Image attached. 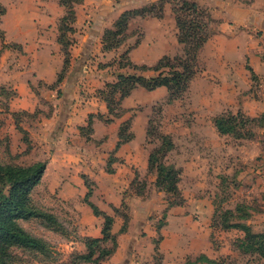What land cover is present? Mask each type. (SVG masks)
<instances>
[{"label": "rangeland", "instance_id": "374dc122", "mask_svg": "<svg viewBox=\"0 0 264 264\" xmlns=\"http://www.w3.org/2000/svg\"><path fill=\"white\" fill-rule=\"evenodd\" d=\"M160 1L163 0H112L101 11L120 13L111 23L110 28H113L123 12L149 8L156 13ZM189 1L197 2L206 11L210 31L212 35L216 33L219 19L213 10L220 4L215 0ZM235 1L243 8L248 4L264 7V0ZM181 3L182 0H165L161 18L153 15L132 18L127 39L121 46L108 51L103 47L94 48L89 62L81 64H77V52L86 54V50L76 45L79 41L76 20V31L64 36L65 42L70 43L71 53L67 85L55 86V82L47 84L43 80L31 82L35 95L30 110L12 111L13 91L0 87L3 108L0 111V161L19 165L47 161L45 175L34 189L32 200L40 210L57 217L55 227L40 218L20 220V224L33 236L43 239L48 248L43 253L15 247L12 249L14 264H72L76 254L87 251L88 238L100 237L104 224V218L96 216L85 201L88 186L93 188L90 199L115 217L114 231L118 233L116 251L102 264H189L200 254L215 259L217 264H264L258 253L242 250L243 231L225 229L221 225L224 211L243 203L252 215L246 222L254 232H264V133L261 130L264 111L254 106L251 109H258L256 116L242 111L250 119L248 126L240 129L244 137L221 134L214 125V118L225 108L214 103L213 97L206 98L208 102L204 98L202 50L195 78L172 104L167 102L166 87L153 91L139 87L122 100V111H117L121 112L120 116H114L100 94L107 84L118 80L119 74L157 75L152 70L123 66L128 58L139 65L154 66L162 56L185 57L174 12ZM1 23L2 20L0 33L3 31ZM92 24L93 20L84 21L86 28H91ZM3 33V44L15 43L6 42ZM48 36L49 40L55 39V30ZM19 46L9 49L22 52L23 47ZM146 52L152 62L144 61ZM36 58L31 55V64ZM246 92L244 100L264 102V85L259 79H254ZM73 105L76 106V122L82 123L78 124L79 132H65L62 124L66 120H60L54 132L45 136V120L57 109ZM92 114V125H89ZM108 118L113 121L106 122ZM127 121L131 127L125 133H132L133 138L115 151L118 133ZM17 122L21 128L17 127ZM81 126L85 127L84 134ZM161 134L169 135L175 143L174 148L161 157L181 170L178 193L159 188L156 171L148 167L149 155L161 145ZM113 155L118 158L111 161L110 168H114L111 173L107 165ZM126 215L127 230L120 233ZM104 245L110 247L111 243Z\"/></svg>", "mask_w": 264, "mask_h": 264}, {"label": "trees", "instance_id": "16d2710c", "mask_svg": "<svg viewBox=\"0 0 264 264\" xmlns=\"http://www.w3.org/2000/svg\"><path fill=\"white\" fill-rule=\"evenodd\" d=\"M61 6L65 8V14L60 18L58 29V42L62 46L64 52V65L61 72L58 73L57 80L54 85H60L66 78L67 70L71 64V53L69 50V41L65 42L64 36L68 33L76 31L74 24L77 20L76 7L84 2V0H59ZM165 0L160 1L158 12L154 13L152 9L141 8L132 9L123 12L118 20L114 23L113 28L106 29L103 35V49L105 51L116 49L121 46L127 39V29L129 21L137 16L153 15L157 18L163 17V6ZM178 27V40L184 45L185 57L170 58L162 56L157 60L154 66L147 64H136L129 58L123 66L133 68L135 70L155 71L157 75L148 76L144 73L119 74L118 80L113 84H107V88L102 90L100 94L105 97L109 113L114 116H120L122 111L121 102L124 98L130 96L134 90L139 87L153 91L160 87H166L169 91L168 104L174 103L183 93L188 90L191 81L196 76V68L199 62V54L206 42L212 36L209 23L206 19V11H203L199 4L194 1L182 0L181 5L174 10ZM6 13V7L0 0V22L2 16ZM203 17L205 19H203ZM3 31L0 37L4 39ZM138 44V42H137ZM11 46H19L17 43H5L3 49ZM21 47V46H19ZM110 89V90H109ZM2 106V105H1ZM15 113V112H14ZM94 115H90L89 125H92ZM100 119H104L102 115ZM112 118L106 119V122H112ZM249 117L244 115L242 111L236 114L230 110L224 111L214 118V125L223 135H233L234 137H244L245 133L240 132L248 126ZM150 123V122H149ZM21 125H18L17 127ZM131 124L129 121L121 127L118 133V141L115 151L121 146L129 142L133 135L125 133ZM151 124L148 126V133ZM21 128V127H19ZM122 128H125L122 131ZM82 134L85 127L81 126ZM161 145L149 155L148 167L156 171L157 185L166 192L178 193L181 181V170L174 164H167L161 157V154L174 148L173 139L167 134H161ZM252 134L249 133V137ZM88 139H90L88 137ZM116 154V153H115ZM118 158L116 155L110 158L108 165L110 168L111 161ZM47 161H36L29 165H19L3 163L0 161V264H14L12 249L15 247L29 248L45 253L47 251V243L40 238L30 234L21 224V219L40 218L48 226L57 225V217L51 213L40 210L32 200L34 189L41 183L46 169ZM109 172L113 173L114 168H110ZM88 192L85 195V201L90 205L96 216L104 218V224L100 237L88 238L86 242L87 251L76 254L72 264L80 262H92L94 264H102V262L111 256L118 247V233L114 231L115 217L106 211H102L90 198L93 195V188L88 186ZM124 205V203H123ZM243 203L238 204L235 209L224 211L222 217V227L225 229H239L245 233L241 241V248L244 252H256L264 260V232H254L251 225L246 221L252 216L250 211L245 208ZM250 210L252 208L250 207ZM126 222L128 216H125V223L120 229V233L127 230ZM111 243L110 247L105 243ZM213 263L217 264L205 254H200L195 260L189 264Z\"/></svg>", "mask_w": 264, "mask_h": 264}, {"label": "crops", "instance_id": "0c3cea01", "mask_svg": "<svg viewBox=\"0 0 264 264\" xmlns=\"http://www.w3.org/2000/svg\"><path fill=\"white\" fill-rule=\"evenodd\" d=\"M111 1L84 0L77 6L75 27L79 41L76 45L80 49L85 47L86 50V54L84 51L80 54L77 52V64L89 62L90 55H94V48L102 49L104 31L111 27V23L120 14L107 11L106 16L101 11L104 5ZM1 2L7 8L1 23L5 41L20 44L23 49L22 52L3 49V40L0 37V87H6L9 92L13 91L12 111L30 110L31 100L35 95L31 82L43 80L47 84H53L63 68L64 56L58 42V25L60 18L65 14V8L61 6L59 0H1ZM215 2L220 4L213 10L219 19L218 31L210 37L201 52L205 64L204 98L206 100L209 97L211 100L213 97L214 103L220 104L225 111L231 110L236 113L241 110L250 116H256L258 109L251 107H258L263 112L264 102L258 103L256 99L251 98L244 99L254 79H259L261 85H264V7L255 8L248 4L243 8L235 0ZM87 19L94 21L91 28L84 25ZM52 30H55V39L49 40L48 33ZM142 44L146 46L144 44L147 43L143 41ZM40 47L43 49L39 51ZM31 55L37 57L32 64ZM150 59L151 56L146 52L144 61L152 62ZM67 78L62 82V87L67 85ZM1 103L0 94V111L3 110ZM75 109L74 105L57 109L50 119L45 120L47 127L44 135L52 134L60 120L63 122L66 120L62 124L65 132L68 130L72 133L79 132L78 124L82 123L76 122L78 119ZM261 130L264 133V125ZM61 133L63 137L64 134Z\"/></svg>", "mask_w": 264, "mask_h": 264}]
</instances>
